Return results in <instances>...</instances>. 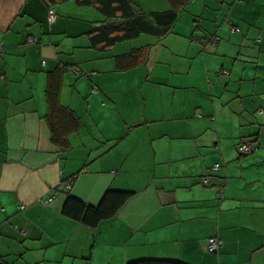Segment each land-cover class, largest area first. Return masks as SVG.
I'll list each match as a JSON object with an SVG mask.
<instances>
[{"label": "crops", "instance_id": "crops-1", "mask_svg": "<svg viewBox=\"0 0 264 264\" xmlns=\"http://www.w3.org/2000/svg\"><path fill=\"white\" fill-rule=\"evenodd\" d=\"M105 20L75 0H0V257L264 264V0H190L165 35L113 45L93 42ZM132 52L138 63L120 69ZM59 68V102L81 123L66 149L46 118ZM74 175L70 192L89 204L109 188L135 195L91 227L63 214Z\"/></svg>", "mask_w": 264, "mask_h": 264}, {"label": "trees", "instance_id": "trees-1", "mask_svg": "<svg viewBox=\"0 0 264 264\" xmlns=\"http://www.w3.org/2000/svg\"><path fill=\"white\" fill-rule=\"evenodd\" d=\"M48 1L49 3H54L56 0ZM171 1L174 6L172 9L146 14L138 11L131 0H75L79 5L96 7L106 16L104 24L97 27L96 31L98 33L93 37V42H104L106 45H113L120 41L135 38L144 32L156 33L158 35H165L168 33L177 21L180 11L190 0ZM138 56L139 53L133 52L129 55L118 56L119 68L127 69L134 67L139 61ZM61 85L62 77L59 68L49 75L47 93L50 101V110L46 118L51 129L53 142L58 147L66 149L69 145V133L79 128L81 123L79 117L60 104L59 97ZM86 170L87 168H85V171ZM205 177L208 178V182L205 184H208L210 178L209 176ZM75 179L76 175L64 182L67 188V197L63 205V214L91 227H97L102 221L113 218L127 201L135 195L134 191L109 188L104 192L98 204H89L70 192L71 185ZM68 185L70 186L68 187ZM0 264L9 263L5 261L3 257H0ZM128 264L188 263L180 260L149 258L131 261Z\"/></svg>", "mask_w": 264, "mask_h": 264}, {"label": "built area", "instance_id": "built-area-1", "mask_svg": "<svg viewBox=\"0 0 264 264\" xmlns=\"http://www.w3.org/2000/svg\"><path fill=\"white\" fill-rule=\"evenodd\" d=\"M233 30H237V28H233ZM239 30V29H238ZM33 40H31V42H33ZM256 149V146H254V144L252 143H249V142H242L239 144L238 146V150L240 153H243V154H248V153H252L254 150ZM219 169V164H216L212 170L216 171ZM208 182V178L207 177H204L203 178V183H207ZM70 185H68L69 187ZM51 198H47V199H44L43 202L44 203H48L50 201ZM22 208H24V206H22ZM222 244V241L218 238H210L209 241H208V250L210 252H216L219 247L221 246Z\"/></svg>", "mask_w": 264, "mask_h": 264}, {"label": "rangeland", "instance_id": "rangeland-1", "mask_svg": "<svg viewBox=\"0 0 264 264\" xmlns=\"http://www.w3.org/2000/svg\"><path fill=\"white\" fill-rule=\"evenodd\" d=\"M207 106H209V105H207ZM235 152L238 154L237 149H235Z\"/></svg>", "mask_w": 264, "mask_h": 264}]
</instances>
